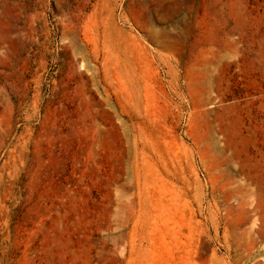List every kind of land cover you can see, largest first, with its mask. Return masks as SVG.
I'll use <instances>...</instances> for the list:
<instances>
[{"label":"rangeland","instance_id":"rangeland-1","mask_svg":"<svg viewBox=\"0 0 264 264\" xmlns=\"http://www.w3.org/2000/svg\"><path fill=\"white\" fill-rule=\"evenodd\" d=\"M0 264H264V0H0Z\"/></svg>","mask_w":264,"mask_h":264}]
</instances>
